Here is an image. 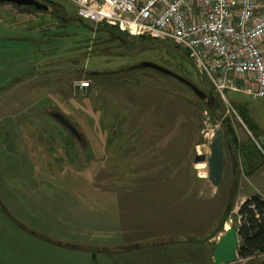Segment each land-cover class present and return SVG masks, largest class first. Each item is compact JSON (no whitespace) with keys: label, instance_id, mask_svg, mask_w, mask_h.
<instances>
[{"label":"rangeland","instance_id":"rangeland-1","mask_svg":"<svg viewBox=\"0 0 264 264\" xmlns=\"http://www.w3.org/2000/svg\"><path fill=\"white\" fill-rule=\"evenodd\" d=\"M51 1L57 11L36 15L31 35L20 31L22 20L0 21V264H213L215 243L240 225L241 201L264 200V97L225 91L232 108L216 99L218 116L207 120L187 86L137 69L154 64L208 94L183 51L117 39L79 20L71 3ZM94 71L114 73L90 79ZM78 81L89 87L76 89ZM241 106L258 131L245 126ZM49 108L80 128L86 149L63 152L67 138L44 115ZM219 133L223 174L213 184L206 161ZM166 240L173 243L159 244ZM231 264H264V255Z\"/></svg>","mask_w":264,"mask_h":264},{"label":"built area","instance_id":"built-area-1","mask_svg":"<svg viewBox=\"0 0 264 264\" xmlns=\"http://www.w3.org/2000/svg\"><path fill=\"white\" fill-rule=\"evenodd\" d=\"M79 20L183 51L214 93L264 97V0H64ZM88 81H78L84 90ZM207 120L210 114L204 112ZM210 137L213 133H209ZM207 134V135H208Z\"/></svg>","mask_w":264,"mask_h":264},{"label":"trees","instance_id":"trees-1","mask_svg":"<svg viewBox=\"0 0 264 264\" xmlns=\"http://www.w3.org/2000/svg\"><path fill=\"white\" fill-rule=\"evenodd\" d=\"M46 1L49 5L52 6L53 9H56V7H58V5H56L53 1H50V0H46ZM101 26L102 25H100L98 27H101ZM104 29L108 30L112 35H123L126 37V35L119 33L113 27H109V26L104 25ZM139 39H144V38H139ZM159 74L163 76V74H161V73H159ZM88 77L90 79H93V76L88 75ZM166 77H168V76H166ZM200 78H201V76H200ZM201 81H204L206 83V85L210 88L209 93L206 95L212 97L214 100L217 99L220 102L219 97L214 93V91L212 90L210 85L207 83V81H205L204 79H202ZM203 106H204L203 111L208 112L213 119L216 116H218L217 113H218L219 109H217V110L212 109L211 110L206 105L203 104ZM218 108H220L219 105H218ZM199 109L201 110L200 107H199ZM237 110L239 112V115L243 119V123L245 124V126L248 127V129L250 131H254V132H255V130L258 131V129H255V128H258V126H256L255 128L252 126V122L250 120V117L248 116L247 110L243 106L238 107ZM223 127L225 129L226 136L228 138L227 141H229L232 144V146H234L237 141H236V136H235L234 130L230 124V121L225 119L223 122ZM231 202L232 201L230 199L229 203H231ZM228 214H229L228 212H225V214L222 216V218L220 219V222L218 224L219 228H216L214 233H216V232L220 233V230L223 229L225 223L227 222ZM237 214H238V217L240 219V225L238 227L239 228L240 243H239V248L237 251V257L239 259H242V260H250V259L254 258L255 256L264 255V201L259 196H252V197L246 199L240 205ZM178 242H181V241L179 240ZM183 242H184V240H183ZM170 243H173V242H165V241L159 242L160 245H168ZM154 244H151V246ZM160 254H163L164 257L166 256V254H164V253H160ZM177 264H179V263H177Z\"/></svg>","mask_w":264,"mask_h":264},{"label":"water","instance_id":"water-1","mask_svg":"<svg viewBox=\"0 0 264 264\" xmlns=\"http://www.w3.org/2000/svg\"><path fill=\"white\" fill-rule=\"evenodd\" d=\"M0 3H15L17 5H28L33 7L36 12L50 13L53 9L51 5L43 3L39 0H0ZM152 68L155 71L171 77L179 82L185 84L191 89V91L196 95V97L211 110L218 109V105L212 97L206 95L193 84L187 80L175 75L169 70L161 68L151 63H144L140 68ZM56 118V117H55ZM59 122L64 124L68 129L72 130L71 126L67 121L61 117L56 118ZM223 135L219 133L216 135L209 144V156L206 161L208 168V180L213 184H217L222 178L223 165H224V154H223ZM163 242V241H162ZM165 242H172V240H166ZM239 228L237 226L228 228L225 230L224 234L215 243L214 249L212 250L213 264H231L237 259V251L239 248ZM68 246V245H67Z\"/></svg>","mask_w":264,"mask_h":264},{"label":"flooded vegetation","instance_id":"flooded-vegetation-1","mask_svg":"<svg viewBox=\"0 0 264 264\" xmlns=\"http://www.w3.org/2000/svg\"><path fill=\"white\" fill-rule=\"evenodd\" d=\"M39 1H41L43 3H47L46 0H39ZM54 11L56 12L57 10L53 9L50 13L49 12L48 13H42V12H36V10L33 7L28 6V5H20L19 6L15 3H0V21H2L3 18H7L9 20V25L12 24L11 26H16L18 24L20 26L21 25L20 22L22 20L24 25L23 24L21 25L22 27H21L20 31L23 33V35H26V34L31 35V33L33 32V27L30 25L32 24L33 21L36 20L35 16L36 15L46 16L47 14L49 15ZM113 36L116 37L117 39L126 40V38H124L125 36H123V35H113ZM126 37H128V36H126ZM12 39H14V38H12ZM20 40L23 42L33 41L34 46L36 44L34 42L35 40L32 38H29V37H22V38H20ZM139 68L140 67H138L137 69H139ZM137 69H134V70H137ZM145 69L152 70L153 72L155 71L154 69L148 68V67H145ZM155 72L157 73V71H155ZM113 73L114 72H95L94 71V72H89L88 75L93 76V79H95L96 77L97 78H99V77H103V78L112 77ZM144 76H150V75L144 74ZM52 107H53V105H52ZM49 109H50L49 111H47V109L44 110V115L47 116L48 118H50L52 121H54L63 130V133H65V136L67 138L66 140L62 139L63 141H61V139L59 140L60 141L59 146L62 147L63 152H65L66 151L65 148H67L69 146L74 147V149L78 148L79 150H82V151L84 149H86L88 146L87 140H86L84 134L82 133V131L80 130V128H78L73 122H71V120L68 117H66L62 112H59L57 110H53L52 108H49ZM46 112H49V113H46ZM55 117L56 118L61 117V118L65 119L67 121V123L71 126L72 130L68 129L64 124L59 122ZM134 141H135V137H134V135H131L127 140H124V144H126V143L131 144ZM50 143L51 142L45 141V143L42 144L43 148L46 149L47 151H49L51 149ZM66 154H68V152L64 153V155H66ZM71 158H72V160H76V156H73ZM0 207L2 208V211L4 213H6L3 210L4 205L1 202V200H0ZM11 220L14 221L13 219H11ZM14 223L16 224L17 222L15 221ZM19 227H22V226H19Z\"/></svg>","mask_w":264,"mask_h":264},{"label":"crops","instance_id":"crops-1","mask_svg":"<svg viewBox=\"0 0 264 264\" xmlns=\"http://www.w3.org/2000/svg\"><path fill=\"white\" fill-rule=\"evenodd\" d=\"M50 1H51V0H50ZM235 136H236V134H235ZM236 138H237V136H236ZM236 140H237V139H236ZM238 146H239V144H238ZM238 146H237V147H238ZM232 153H233V152H232ZM232 153H231V151L229 152V155H230L231 157L234 156ZM235 163H237V162H235ZM235 166H236V164H235ZM235 166H234V163H233L232 168H235ZM234 173H235V174L233 175L234 177H235V176L237 177V176L239 175L238 172H237V170L234 171ZM241 198L245 199L244 197H241ZM244 201H245V200H242L241 203H243ZM263 201H264V200H263Z\"/></svg>","mask_w":264,"mask_h":264}]
</instances>
